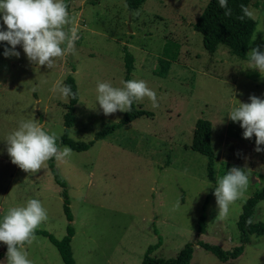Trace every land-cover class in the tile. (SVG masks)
<instances>
[{"label": "rangeland", "instance_id": "374dc122", "mask_svg": "<svg viewBox=\"0 0 264 264\" xmlns=\"http://www.w3.org/2000/svg\"><path fill=\"white\" fill-rule=\"evenodd\" d=\"M207 2L145 0L129 10L126 0H64L69 19L65 30L76 29L78 37L73 53L54 58L50 68L30 63L19 45V57L0 55V216L36 198L47 217L36 229L58 239L67 234L63 188L49 160L35 173H26L10 161L3 139L19 120L31 118L60 140L68 98L50 89L72 73L79 100L69 137L88 143L126 113L105 116L95 104L96 83L120 87L129 77L144 80L156 92L158 107L146 97L136 101L147 114L95 140L89 149L71 148L69 157L55 160L67 182L76 264H142L148 247L160 239L153 255L164 259L193 244L190 264H264V236L253 235L238 258L225 262L197 245L198 240L225 249L239 245L243 204L264 186V151H254V135L243 138L239 122L226 114L238 101L249 102L250 95L264 98V76L224 45L213 53L206 50L193 24ZM249 10L258 25L248 51L264 46V31H257L264 27V0H253ZM5 46L0 42V52ZM127 52L132 56L129 65ZM199 118L213 125L215 181L208 176L207 156L190 148ZM56 142L60 148L68 146ZM232 166L246 169L248 187L220 219L213 194L206 207L205 201L217 176ZM253 220L264 222V199ZM5 249L0 242V261L6 259ZM22 250L32 264H64L43 234H35Z\"/></svg>", "mask_w": 264, "mask_h": 264}, {"label": "clouds", "instance_id": "9594fccd", "mask_svg": "<svg viewBox=\"0 0 264 264\" xmlns=\"http://www.w3.org/2000/svg\"><path fill=\"white\" fill-rule=\"evenodd\" d=\"M224 15H231L228 0H217ZM243 8V6H242ZM244 16H250L246 8ZM244 16L238 17L243 20ZM0 42H6L0 55L19 57V45L27 60L33 65L50 68L53 59L74 52L78 38L76 29L65 30L69 23L64 0H0ZM257 31H264V27ZM259 49V50H258ZM247 68L257 70L264 76V46L250 48L246 53ZM120 87L109 82H97L95 104L107 116L117 110L129 112L133 101L147 98L153 108L158 107L156 92L146 86L144 80L121 81ZM61 97L71 98L75 93L61 81L50 89ZM233 123L239 122L242 137L251 139L254 135V151H264V98L249 96V102L238 101L237 106L226 112ZM10 161L26 173H35L49 159L62 160L72 153L71 148L57 145L55 133L45 131L34 119H21L17 126L3 139ZM249 176L245 168L232 166L223 175L217 176L212 194L215 198L216 213L220 219L229 213V206L248 187ZM177 205H172L173 209ZM46 210L40 200L28 199L24 204L9 207L0 216V242L6 245V259L0 264H32L22 246L31 243L35 229L46 219Z\"/></svg>", "mask_w": 264, "mask_h": 264}, {"label": "trees", "instance_id": "16d2710c", "mask_svg": "<svg viewBox=\"0 0 264 264\" xmlns=\"http://www.w3.org/2000/svg\"><path fill=\"white\" fill-rule=\"evenodd\" d=\"M145 0H126L129 10H136ZM253 0H228V7L231 9V15L225 16L224 10L218 6L217 0H208L207 4L203 8L202 12L194 22L193 26L196 31L201 33L203 37V44L207 51L213 53L220 45L227 47L233 55H236L242 59H246V53L248 52L252 38L256 32L258 25L257 20L252 16H244L243 9L246 8L250 13V5ZM243 6V8H242ZM244 16V19H238V17ZM127 47V46H126ZM127 65L129 60H132V56L127 52ZM164 60H162L163 63ZM165 66H169V60H165ZM132 68V67H131ZM73 66L72 71H75ZM130 72V67H127V73ZM129 80V77L126 78ZM64 84L71 87L75 93L74 97L68 98V102L65 105L64 113V126L65 131L58 143L66 144L70 148L82 151L89 149L95 142V140L105 138L112 133L118 127L126 125L132 122L137 117L147 114L148 112L136 107V101L134 100L129 112L126 111L124 117L117 123L106 126L103 130L95 134V139L85 143L76 142L69 137V129L72 127L75 121V106L79 100V93L77 84L72 73L68 74L64 80ZM212 122L205 118H199L195 123L193 131L192 142L190 148L207 156V171L211 180L215 181L214 168L216 161V151L212 145ZM50 171L54 176L55 181L63 188L65 213L69 221L67 228V234L61 239H58L53 234L46 231L35 229V234H43L49 238V240L57 247L64 264H76L72 249V239L74 236V229L72 227L73 216L70 211V201L67 193V182L61 176L59 170L55 165V159H49ZM212 191L209 193L205 207L212 196ZM264 199V186L260 190L253 193L242 207V212L237 222V226L240 232V244L230 249H225L218 244L209 243L204 240H198L197 245L203 247L205 250L213 253L221 261H229L238 258L245 250V245L251 241L253 235L264 236V222L254 221L253 216L255 209L260 202ZM199 231L202 233L205 231V217L201 216L199 220ZM160 239V238H159ZM161 239L157 244L150 245L145 253L142 264H190L194 255V245L187 244L179 252L175 258L164 259L157 255H153L154 251L160 246ZM6 250V249H5ZM4 252H0V259L3 257Z\"/></svg>", "mask_w": 264, "mask_h": 264}]
</instances>
